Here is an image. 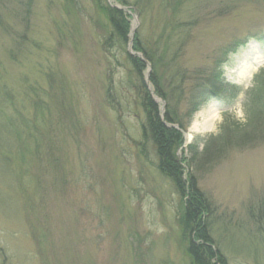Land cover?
Listing matches in <instances>:
<instances>
[{
    "label": "rangeland",
    "instance_id": "obj_1",
    "mask_svg": "<svg viewBox=\"0 0 264 264\" xmlns=\"http://www.w3.org/2000/svg\"><path fill=\"white\" fill-rule=\"evenodd\" d=\"M32 1L0 0V264H199L187 198L144 143V85L192 135L177 157L211 204L213 250L264 264V116L245 109L264 75V0H101L125 12V40L97 0Z\"/></svg>",
    "mask_w": 264,
    "mask_h": 264
},
{
    "label": "trees",
    "instance_id": "obj_2",
    "mask_svg": "<svg viewBox=\"0 0 264 264\" xmlns=\"http://www.w3.org/2000/svg\"><path fill=\"white\" fill-rule=\"evenodd\" d=\"M118 1L125 5L128 4L127 0ZM32 3V0H28L25 6V12L29 13ZM97 3L99 7L109 16L111 21L112 18L115 20L118 16V20H121L127 25L129 24L123 10L113 8L112 5L109 4H104L101 0H97ZM117 21L115 20L117 27L115 23H113L116 27V30L114 28L113 31L118 38L125 40L127 39V35L122 33V28L119 27ZM2 23L3 22L0 18V24ZM3 26H5V24ZM138 39L139 38L136 36V40ZM249 42L250 37L236 41L235 44L231 45L226 51L225 56H228L229 53L236 52L241 47H245ZM134 48L141 49L144 52L142 44L140 46L138 43H135ZM132 59L133 67L137 69L139 74H141L144 70L145 63L140 59ZM217 75V78L221 77L219 72ZM158 80L160 79L154 77L152 80L153 84L156 86V92L159 96L167 99L168 102L169 98L160 87ZM256 82L257 85L250 92V99L245 105L247 115L251 117L259 116V114L264 116V75L261 74L257 78ZM192 90H194L195 93L201 97V101H209L217 95V92L213 87L202 89L201 84H198V86H195ZM143 91L142 105L146 112L145 123L143 124L144 143L146 144V142L149 141L154 143L159 157V169L173 182L174 185H176V191L179 195L187 198L186 208L182 218V222L184 220V224L182 225L184 226L187 223L190 224L189 227H184L188 236V241L190 242L189 253L199 264H227L222 253L213 250L210 242L211 238L209 231H207L209 229V224L206 216L212 213L211 204L199 188L195 178L190 175L183 179L185 172L182 163L178 161L177 151L180 147V149H182V145L185 143L184 134L182 132V130L185 129V125L178 114L170 108V104L169 108L165 110L164 118L162 119L160 115V105L155 102L151 92L145 87V85ZM236 96L237 93H235L234 98ZM166 123L178 124L180 129L168 127ZM192 234H194L196 241H198L197 243L193 241L191 237Z\"/></svg>",
    "mask_w": 264,
    "mask_h": 264
},
{
    "label": "bare ground",
    "instance_id": "obj_3",
    "mask_svg": "<svg viewBox=\"0 0 264 264\" xmlns=\"http://www.w3.org/2000/svg\"><path fill=\"white\" fill-rule=\"evenodd\" d=\"M215 121H216V118H215V116H212L210 119H207L206 120V122H208V123H210V124H213V123H215ZM199 125L197 124V122H194L193 124H192V126L190 127V133L191 132H194V131H197L198 129H199ZM192 139V135L191 134H187L186 135V143H188L190 140Z\"/></svg>",
    "mask_w": 264,
    "mask_h": 264
},
{
    "label": "water",
    "instance_id": "obj_4",
    "mask_svg": "<svg viewBox=\"0 0 264 264\" xmlns=\"http://www.w3.org/2000/svg\"><path fill=\"white\" fill-rule=\"evenodd\" d=\"M116 6H117L118 8L125 9V10H127V11H130V9H131L130 7H127V6H120V5H116ZM133 33H134V30H133L132 34H133ZM130 52H131L132 54H135L131 49H130ZM137 55L140 56V57L144 60L143 56H142L140 53H138ZM161 102H162L161 111H162V113H164V106H165V103H164L163 99H161ZM168 126H169V127H172L173 125L168 124ZM173 127L179 129L178 126H173ZM186 135H187V134L184 133L185 138H186Z\"/></svg>",
    "mask_w": 264,
    "mask_h": 264
}]
</instances>
